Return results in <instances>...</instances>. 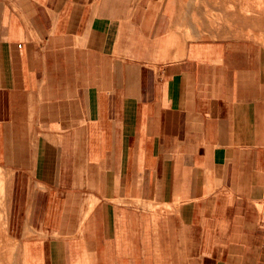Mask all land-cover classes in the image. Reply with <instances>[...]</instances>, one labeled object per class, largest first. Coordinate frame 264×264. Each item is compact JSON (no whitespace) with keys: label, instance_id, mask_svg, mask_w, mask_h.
<instances>
[{"label":"crops","instance_id":"crops-1","mask_svg":"<svg viewBox=\"0 0 264 264\" xmlns=\"http://www.w3.org/2000/svg\"><path fill=\"white\" fill-rule=\"evenodd\" d=\"M10 258L264 264V1L0 0Z\"/></svg>","mask_w":264,"mask_h":264},{"label":"rangeland","instance_id":"rangeland-1","mask_svg":"<svg viewBox=\"0 0 264 264\" xmlns=\"http://www.w3.org/2000/svg\"><path fill=\"white\" fill-rule=\"evenodd\" d=\"M242 1H249V0H242ZM258 1H264V0H258ZM197 21V20H196ZM197 28H200V27H197ZM8 252H9V254H10V256L14 253V251H13V249L12 250H8ZM13 252V253H12ZM10 264H13V261L11 260V258H10Z\"/></svg>","mask_w":264,"mask_h":264}]
</instances>
